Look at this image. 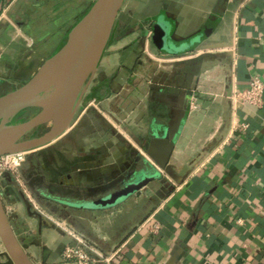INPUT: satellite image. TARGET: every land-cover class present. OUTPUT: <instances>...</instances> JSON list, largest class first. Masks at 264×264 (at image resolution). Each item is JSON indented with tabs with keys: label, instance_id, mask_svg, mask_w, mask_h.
<instances>
[{
	"label": "crops",
	"instance_id": "obj_1",
	"mask_svg": "<svg viewBox=\"0 0 264 264\" xmlns=\"http://www.w3.org/2000/svg\"><path fill=\"white\" fill-rule=\"evenodd\" d=\"M68 2L0 0L1 87L12 90L37 71L27 61L37 42L55 50V12ZM130 18L137 25L128 30ZM156 20L169 24L182 53L152 44ZM65 24L59 31H68ZM110 37L91 83L97 92L77 119L76 131L85 130L81 144L71 125L28 150L17 176L0 174V198L16 236L29 243L27 254L35 264H75L61 255L77 242L71 230L104 253L117 249L118 264H264V92L260 106L232 98L252 75L264 83V0H124ZM164 127L175 133L161 169L168 185L148 183L108 207L74 204L105 195L124 171L154 169L146 148L152 129ZM49 149L52 173L23 169L32 155L38 165L46 161L39 156ZM24 198L44 218L40 233ZM61 209L72 210L68 219ZM82 215L91 217L90 227H79ZM152 222L159 223L156 232L148 228Z\"/></svg>",
	"mask_w": 264,
	"mask_h": 264
},
{
	"label": "water",
	"instance_id": "obj_2",
	"mask_svg": "<svg viewBox=\"0 0 264 264\" xmlns=\"http://www.w3.org/2000/svg\"><path fill=\"white\" fill-rule=\"evenodd\" d=\"M124 0H94L89 9L72 25L67 40L39 66L23 84L0 95V155L33 150L62 136L71 126L81 99L94 76L99 60L111 35L115 20ZM171 27L166 21L156 20L151 26V42L168 54L182 53L173 43ZM28 108L38 110L28 118ZM49 123L42 135L20 140L32 128ZM175 134V133H174ZM174 134L169 128H155L146 152L156 167L149 171L137 168L133 177L105 195L74 203L80 207H108L133 193H138L151 181L162 177L174 148ZM29 213L39 219V233L43 216L24 198ZM0 264H35L26 249L29 243L16 236L0 198ZM39 244V240H35Z\"/></svg>",
	"mask_w": 264,
	"mask_h": 264
},
{
	"label": "rangeland",
	"instance_id": "obj_3",
	"mask_svg": "<svg viewBox=\"0 0 264 264\" xmlns=\"http://www.w3.org/2000/svg\"><path fill=\"white\" fill-rule=\"evenodd\" d=\"M55 2H56V0H55ZM86 2H87V0H69L68 4L66 3V8L65 9H60V10L55 12V33H54V37H53V38H55V50L59 49L60 47H62L64 45V43L67 40V35H68V33H67L68 31L66 33H63L62 31H59V28H60L59 24L64 22V24L66 23L65 25L68 26V28H71L72 25L77 20V18L80 16L79 13L83 10ZM73 14H75L76 17H77L75 19V21H74V16L75 15L73 16ZM135 23H136L135 19L130 18L129 22L126 25L127 29L128 30L129 29H133L135 27L134 26ZM135 25H137V24H135ZM145 25H146V23H145ZM50 37H51V35L45 41L49 40V42H50V40H51ZM59 38H60V41L58 42ZM108 41H112V38L109 37ZM44 44H45V42H37L34 47H32L31 49H28V52H27L28 60L27 61H29V60L30 61H35L34 64L31 65L32 68H35V69L39 68V66L43 63V61L55 51V50H52L51 48L43 47ZM23 61H25V60L23 59ZM22 68H23V65H19L18 71H21L22 73L21 72L19 74L17 73L16 76L22 77V74H25L23 72ZM93 79H94V77H93ZM9 89H10L9 87H3V86L1 87L0 86V93H2L4 91H8ZM48 129H49V127H48ZM81 131L77 132V138H78L77 142H79L80 144H81V142L84 139L82 133H84L85 130L83 129ZM79 146L83 147L82 145H79ZM128 146H129V154H132L134 152V149H133V147L130 144ZM48 148L46 150H48ZM37 152H41V151H36V152H34V154H37ZM49 153H50V155L52 154L50 149H49V151H43L42 154L45 157L44 156L41 157V155L39 156L40 159H42V158H46L47 159L46 161H44L42 159L43 161H41L40 165H38L37 162H36V157L37 156L36 155H34V156L32 155L30 157L28 163L23 166V169H32L33 172H34L33 175H36V176H37V174H41V173H48V174L52 173V171L55 169V165L54 166L52 165V164H54L53 163L54 162L53 161V157L55 155V151H53V153H54L53 156L52 155L50 156ZM31 154H33V153H31ZM39 154H41V153H39ZM50 160H52V161H50ZM18 170L20 171V167H19ZM135 170L136 169H132V170H130L128 172L124 171V173H120L116 177L111 179L109 181V183H108V187H107L108 190H110V188H112V187L120 186L121 184H123V182H125L126 180L130 179L131 177H133L134 174H135ZM109 172H110L109 173V177H110L112 173H111V171H109ZM38 176H40V175H38ZM32 179H33V182H36V180H38L37 182H39V179L37 177H35V176H33ZM40 181H41V179H40ZM167 182H168L167 179H164V177L162 176L160 179L151 181L149 183V186H150V188L152 186H156V185L157 186H160V185H165L166 186V185H168ZM30 187H33V190H32L33 193L36 192V188H34V186H32V183H31ZM142 202H143V200L140 201V203H139L140 205L139 206L143 205ZM39 203H40L41 206H43L48 211H51L52 209H54L53 208L54 206L51 205L50 202L40 201ZM127 206H129V205H127ZM50 207L52 209H50ZM53 211H55V209ZM124 212H125V209H124ZM58 213L61 216L66 217V219H68L67 215L72 213V210L71 209H61V210H58ZM83 217H84V215H82V218H80V217L78 218L77 217V219L79 220L78 221L79 222V227L81 229L90 227L91 226L90 225V221H92L91 217L89 215L86 218H83ZM97 220H98V218H97ZM2 247L3 246H2V244L0 242V249H2Z\"/></svg>",
	"mask_w": 264,
	"mask_h": 264
},
{
	"label": "built area",
	"instance_id": "obj_4",
	"mask_svg": "<svg viewBox=\"0 0 264 264\" xmlns=\"http://www.w3.org/2000/svg\"><path fill=\"white\" fill-rule=\"evenodd\" d=\"M263 92V81L257 75H252L249 80V86L234 91L232 98L244 104L260 106L263 102ZM190 105L192 107L196 106L194 97H192ZM26 155L27 151H17L0 155V174L10 172L17 176V171L25 161ZM148 228L151 232H156L159 229V223L152 222L148 225ZM68 232L77 242L64 246L61 254L63 260L73 261L75 264H118L117 249H112L104 253L94 248V246L89 245L73 231L68 230Z\"/></svg>",
	"mask_w": 264,
	"mask_h": 264
},
{
	"label": "flooded vegetation",
	"instance_id": "obj_5",
	"mask_svg": "<svg viewBox=\"0 0 264 264\" xmlns=\"http://www.w3.org/2000/svg\"><path fill=\"white\" fill-rule=\"evenodd\" d=\"M96 73V72H95ZM95 75V74H94ZM94 77V76H93ZM93 77H92V79L90 80V82H89V84H88V86H87V89H86V91H85V93H84V95H83V97H82V99H81V102H80V104H79V107H78V109H77V112H76V114H75V116H74V118H73V121H72V123H71V125H73V127H72V130H71V134H75L77 131L76 130H78V125L80 124V122H82V118L79 120V121H77V119H78V116H79V113H80V111H81V109L83 108V106H84V102L86 101V102H88V96H89V94L90 93H92V92H97L96 91V89H93V85L91 84L92 83V81H93ZM93 102H95V103H98L99 102V100L98 99H96V96H95V98H94V100H92ZM89 104V103H88ZM92 104V103H91ZM38 110V108H28L23 114H21L20 116L21 117H23V118H28V117H30L31 115H33L36 111ZM49 123H47V124H42V125H38V126H36V127H34V128H32L31 130H29L28 132H26L22 137H21V139L20 140H29V139H32V138H35V137H38V136H40V135H42L43 133H45V131L48 129V127H49ZM162 129V128H161ZM154 128L152 129V131H151V133H152V135H153V132H154ZM112 132V131H111ZM27 156V155H26ZM139 169H142L143 171H149V170H152L151 169V167H147L146 165L144 166V167H140ZM127 181V180H126ZM125 182H123V184H124ZM123 184H121V185H123ZM117 188H119V187H114V188H110V190L109 191H111V190H115V189H117Z\"/></svg>",
	"mask_w": 264,
	"mask_h": 264
},
{
	"label": "trees",
	"instance_id": "obj_6",
	"mask_svg": "<svg viewBox=\"0 0 264 264\" xmlns=\"http://www.w3.org/2000/svg\"><path fill=\"white\" fill-rule=\"evenodd\" d=\"M94 2V0L92 1V3ZM92 3L82 12V14L77 18V20L89 9V7L92 5ZM76 20V21H77ZM75 21V22H76ZM70 29V28H69ZM69 29H68V31H69ZM68 33V32H67ZM57 50V49H56Z\"/></svg>",
	"mask_w": 264,
	"mask_h": 264
}]
</instances>
